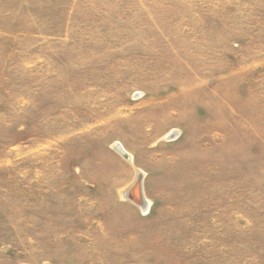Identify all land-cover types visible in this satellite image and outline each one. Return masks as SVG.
<instances>
[{
  "label": "rangeland",
  "instance_id": "rangeland-1",
  "mask_svg": "<svg viewBox=\"0 0 264 264\" xmlns=\"http://www.w3.org/2000/svg\"><path fill=\"white\" fill-rule=\"evenodd\" d=\"M0 264H264V0H0Z\"/></svg>",
  "mask_w": 264,
  "mask_h": 264
},
{
  "label": "bare ground",
  "instance_id": "bare-ground-1",
  "mask_svg": "<svg viewBox=\"0 0 264 264\" xmlns=\"http://www.w3.org/2000/svg\"><path fill=\"white\" fill-rule=\"evenodd\" d=\"M176 132H177L176 130L172 131L171 133H169L168 137L171 136L170 138H173L176 135L175 134ZM121 145H119V144L117 145V147L119 148V149L117 148V150H120V152L123 154V156H125L128 160L133 161V159H132L133 156ZM138 174H142V172H140V170H138ZM140 186H141V181L138 180L137 182L130 185L127 189H125L122 192V194H123L125 200L135 203L138 207H140L144 210H147V209L149 210L148 207L150 206L151 201L147 197H145V193L142 192V190H143L142 186L141 187ZM135 190H136V192L139 191L140 201H136L132 198H129V192L135 191Z\"/></svg>",
  "mask_w": 264,
  "mask_h": 264
},
{
  "label": "water",
  "instance_id": "water-1",
  "mask_svg": "<svg viewBox=\"0 0 264 264\" xmlns=\"http://www.w3.org/2000/svg\"><path fill=\"white\" fill-rule=\"evenodd\" d=\"M141 187V186H140ZM141 189V188H140ZM139 189V190H140ZM129 198H132V199H134V200H136V201H140V195H139V191L138 192H136V190L135 191H131V192H129Z\"/></svg>",
  "mask_w": 264,
  "mask_h": 264
},
{
  "label": "crops",
  "instance_id": "crops-1",
  "mask_svg": "<svg viewBox=\"0 0 264 264\" xmlns=\"http://www.w3.org/2000/svg\"><path fill=\"white\" fill-rule=\"evenodd\" d=\"M173 130V129H172Z\"/></svg>",
  "mask_w": 264,
  "mask_h": 264
}]
</instances>
